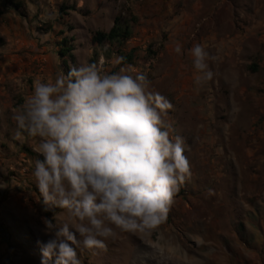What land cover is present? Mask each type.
Here are the masks:
<instances>
[{
	"label": "rangeland",
	"instance_id": "374dc122",
	"mask_svg": "<svg viewBox=\"0 0 264 264\" xmlns=\"http://www.w3.org/2000/svg\"><path fill=\"white\" fill-rule=\"evenodd\" d=\"M12 1L0 0V264H40L38 241L48 239L41 218L52 211L32 176L43 157L36 139L14 138L11 116L34 81L66 72L64 38L73 40L69 68L95 62L144 73L172 102L169 118L192 166L156 232L122 233L106 250L78 247L82 264H264V19L250 16L264 12V0ZM116 20L129 39L97 44ZM196 43L216 57L203 86L189 53ZM128 54L132 65L116 63Z\"/></svg>",
	"mask_w": 264,
	"mask_h": 264
},
{
	"label": "clouds",
	"instance_id": "9594fccd",
	"mask_svg": "<svg viewBox=\"0 0 264 264\" xmlns=\"http://www.w3.org/2000/svg\"><path fill=\"white\" fill-rule=\"evenodd\" d=\"M174 51L182 53L177 43ZM189 53L203 86L214 78L210 55ZM124 57H117L121 64ZM172 102L130 66L108 71L95 62L58 67L34 81L13 110L14 138L37 140L43 159L32 173L45 212L40 264H82L77 248L106 250L122 233L151 236L192 177L184 137L169 118ZM211 191V190H209ZM53 209L61 210L59 213Z\"/></svg>",
	"mask_w": 264,
	"mask_h": 264
},
{
	"label": "trees",
	"instance_id": "16d2710c",
	"mask_svg": "<svg viewBox=\"0 0 264 264\" xmlns=\"http://www.w3.org/2000/svg\"><path fill=\"white\" fill-rule=\"evenodd\" d=\"M10 3H12V0H7ZM130 37V32L127 28L123 27L121 24H119V21L116 20L113 27L108 31V32H98L94 36V41L97 44H114L115 42H124L128 40ZM73 40H68L67 38H64L61 40L59 43V52L58 55L59 57L63 60L64 66L66 69V72L68 71L69 68V63L74 64L75 63V57L73 54L74 51V46L72 44ZM125 58L124 62L121 63V65H132L133 64V55L128 54L122 56Z\"/></svg>",
	"mask_w": 264,
	"mask_h": 264
},
{
	"label": "crops",
	"instance_id": "0c3cea01",
	"mask_svg": "<svg viewBox=\"0 0 264 264\" xmlns=\"http://www.w3.org/2000/svg\"><path fill=\"white\" fill-rule=\"evenodd\" d=\"M260 15V16H259ZM263 15L262 19H264V12H259V11H256L254 14L253 13H250V16L252 17L253 20L257 19V18H261V16ZM264 21V20H263ZM254 28L252 27L251 28V31H253ZM246 37V35H242V34H236L235 35V40L236 41H243V39Z\"/></svg>",
	"mask_w": 264,
	"mask_h": 264
}]
</instances>
